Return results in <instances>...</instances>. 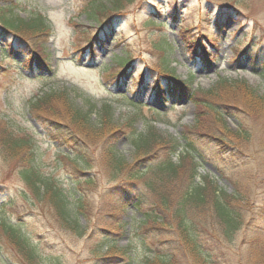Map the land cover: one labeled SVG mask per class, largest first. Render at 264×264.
<instances>
[{"label":"rangeland","instance_id":"rangeland-1","mask_svg":"<svg viewBox=\"0 0 264 264\" xmlns=\"http://www.w3.org/2000/svg\"><path fill=\"white\" fill-rule=\"evenodd\" d=\"M122 2L123 9L111 17L109 25L103 26L97 21L100 18L96 13L97 6L110 7L112 0H0V22L5 15L21 22H30L40 16L44 19L48 26L44 33L22 31V36L30 41L27 42L29 46L31 44L49 58L46 67L39 64L35 73H30L27 67L21 66L27 59V46L17 45L15 50L6 52L9 61L0 69V133L5 127L31 137L35 165L44 175L54 177L67 194L75 196L74 199L82 193L89 212L87 221L80 218L84 232L78 234L65 226L53 206L37 200L21 180L19 160L5 157L0 152V216L6 223L22 229L38 251L42 264H101L98 259L108 249V243L121 248L129 244L133 213L129 208L121 217L127 231L123 235L124 229L116 226L118 213L114 212L116 205L109 196L119 181L113 178L103 161L110 131L103 130L105 137L89 142L74 137L77 142L65 145L63 139L59 142L53 138L61 132L48 123L53 120L49 114L31 116L28 113L27 104L36 95L64 91L75 108L88 111L93 124L98 125L106 105L112 107V130L114 133L122 131L111 139L112 144L130 164L135 157L127 126L134 121V116L138 119L133 125L136 133H144L154 125L159 134L173 141L189 135L203 161L196 182L202 183V176H206L222 192L235 194L242 200L237 207L244 216L243 225L234 238L226 236L222 221L212 217V212L200 217L204 221L198 225L196 235L209 257L208 263L264 264L263 107L248 105L245 100L248 98L240 93L230 99L236 100L242 111L225 115L224 125L213 118L212 113H206L201 125H197L200 112L195 103L180 98L165 106L154 87L158 82L168 86V81L159 72L166 65L180 80H192L194 89L205 92L220 82L227 81L229 85L245 82L258 95L264 96V0H232L230 5L214 0ZM153 21L165 25L153 28L150 25ZM1 30L0 50L4 47ZM201 34L218 39L216 60L208 66L203 59L196 60L188 55L184 42V37L195 39ZM94 35L99 38L95 41V53H92L87 45L93 42ZM163 38L172 48L165 54L154 46V41ZM237 45L247 50V54L236 56ZM127 53L134 56L130 68L122 76L114 75L116 61L126 59ZM60 119L68 120L63 116ZM186 127H193L194 133L188 134ZM206 134L219 135L222 145L240 148L248 158L238 160L233 154L222 155L217 143ZM64 136L65 133L61 135ZM181 151L182 147H179L173 152L174 161H178ZM63 154L83 156L89 165L82 173L78 172L60 158ZM245 174L250 176L249 181H244L242 175ZM234 175H238L237 186L227 180ZM79 178H90L93 184L83 185L78 194L72 181ZM68 208L71 210L72 206ZM132 239L130 253L142 259L146 246L152 241L151 236L144 227L138 237ZM184 253L186 255L179 257L185 262L183 264H202L191 252L185 249ZM21 260L25 261L22 254L1 234L0 264H29ZM153 260L152 264H157Z\"/></svg>","mask_w":264,"mask_h":264},{"label":"trees","instance_id":"trees-1","mask_svg":"<svg viewBox=\"0 0 264 264\" xmlns=\"http://www.w3.org/2000/svg\"><path fill=\"white\" fill-rule=\"evenodd\" d=\"M214 1L221 4H232V0ZM122 9V0H112L110 7L108 5H99L96 13L100 18L97 21L101 22L103 26L109 25L107 23L112 22L111 17ZM220 24L221 19L218 20L216 27H220ZM150 25L153 28H159L165 24L164 22L157 24L153 21ZM0 29H2L1 33L4 40L2 42L4 47L0 50V69H3V63L9 61L6 54V52H9L8 49L15 50L17 45L23 48L27 46L28 48L27 59L21 63V66L25 69L27 67L30 73H35L39 64L45 67L49 64L47 55L41 54L42 52L34 49L31 44L29 46L30 41L22 36V31L25 33H44L48 29L41 16L34 18L32 21L30 20V22H21L18 18H10L5 15L1 17ZM182 34H184V31ZM9 38H12L10 42ZM98 38V35H94V39H91L93 42L87 45L92 53H95V41ZM217 40V37L211 38L206 34H201L199 38L195 39L184 37L187 54L192 58L196 57V60L203 59L207 66L210 65L211 61L216 60ZM6 42L8 45L5 44ZM27 42L29 43L27 44ZM154 42V46L161 52L163 51L164 54L168 49L172 50L171 44L165 38ZM80 51L84 52V48H81ZM240 54H247V50L237 45L235 55L239 56ZM133 60L134 56L127 53L126 59L122 58L116 61L117 65L112 73L114 75H124ZM12 63L16 62L13 61ZM164 66V69L159 72L168 81V86H164L162 82L154 84L155 92L161 99L160 101L165 106L170 104L172 100L177 101L180 98L195 103L200 112L197 125H201L206 113H212L211 116L224 125L225 115H233L235 114L234 112L239 113L242 111L238 102L232 100L233 97L236 98L240 93L248 99L251 98V100L245 98L248 105L263 107L261 109L264 112V96L258 95L245 82L231 85L227 81L226 83L220 82L218 86L204 92L192 88V80L182 81L173 70H168L167 66ZM262 69L264 71V67ZM145 77L146 75L142 76L141 79L144 80ZM223 92L224 94H222ZM219 101L220 103H218ZM27 105L28 113L31 116L33 114L40 116V114L47 113L53 118L48 123L54 125L55 129L61 132L60 136L55 135L53 138L59 142L63 139L65 145L77 142L74 137L80 138L83 142L84 139L89 142L94 138L105 137L103 130L108 129L110 131V137L107 138L110 141L104 148L103 154L105 158L103 161L113 178L119 181L111 189L109 196L114 202L112 204L116 205L114 207V212L118 213L116 226L121 230L124 229L123 235L127 234V231H125L124 223L121 222V217L126 214L129 208H131L133 215L130 223L129 244L121 248L108 243V249L104 252V255L100 256L98 263L152 264L153 258L157 264H183L185 262H182L179 257L185 254L184 250L186 249L202 264H209V257L204 253V248L198 242L196 235V231L200 227L198 225L204 221V218L200 219V217L202 215L207 216L212 212L211 216H215L222 221L225 227V234L230 238L231 236L234 238L243 225L241 223L244 216L237 207L239 202L242 201L239 197H235V194L229 195L222 192L214 186L212 179L206 176H202V183L196 182V177L199 174L198 168L202 166L203 161L197 154V146L189 135L186 134L179 140L173 141L167 136L159 134L155 130L154 125H150L148 131L144 133H136L133 125L135 120L137 121L138 119L134 116V121L127 126L131 132L129 139L133 145V157H135L134 162L130 164L129 159L117 151L112 144L114 141L111 139L116 138L117 133L122 131L114 133V129L112 130L111 118L113 110L111 106H105L103 117L97 125L90 121L88 111L74 107L64 91L42 92L31 99ZM60 106L63 107L60 108ZM221 106L222 110L220 109ZM151 111L156 110L151 109ZM61 116L68 120L60 119ZM61 120L66 123H60ZM193 127H186L185 131L188 134L194 133ZM2 131L0 133V152L5 157L8 156L9 158H14V160H19L21 167L18 174L26 187L37 200L52 205L56 212L55 214L65 226L78 234L84 232L85 229L80 223V218H84L87 221L89 212L80 189L83 190V185H92L93 181L90 178H79L72 181L75 193L81 194L79 198L74 199L75 196H70L69 194L71 193L67 194L66 190L60 186V183L54 177L44 175L35 165V151L33 150L31 137L23 132H14L10 128L6 129L4 127ZM64 133L65 136L62 138L61 135ZM206 135L217 143L216 146L220 149L222 155L230 156L233 154L238 160H243L244 157L248 158L240 148L237 149L227 144L225 146L222 145L223 141L219 139V135ZM179 147H182V151L178 161H174L173 156L175 153L173 152ZM220 151L218 152L219 154H221ZM60 158L67 161L68 164H71L75 170L81 171V173L82 169L87 168L89 165L88 159L83 156L63 154ZM141 166L143 168L139 169ZM236 176L238 175L227 178L232 186L238 185L239 180ZM242 177L244 181L250 180L248 174L242 175ZM69 196L71 201L68 199ZM69 205L72 206L71 210L68 208ZM78 215H81V217ZM141 227H145V232L151 236L152 241L146 246V253H144L142 259H139L131 255L130 252L133 245L131 244V242L133 243L132 238L138 237ZM0 233L7 237L11 245L22 254L26 262L29 264H42L38 251L29 242L27 236L23 234L22 229L19 226L6 223V220L1 216ZM134 235L135 237H133ZM253 237L258 238V235ZM103 243L105 244V241ZM21 261L25 263V261Z\"/></svg>","mask_w":264,"mask_h":264}]
</instances>
